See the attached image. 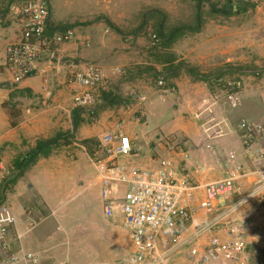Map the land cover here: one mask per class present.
Here are the masks:
<instances>
[{"label": "crops", "instance_id": "crops-1", "mask_svg": "<svg viewBox=\"0 0 264 264\" xmlns=\"http://www.w3.org/2000/svg\"><path fill=\"white\" fill-rule=\"evenodd\" d=\"M263 8L253 22L237 17L242 14L238 8L216 9L205 32L202 29L195 37L188 36L191 42L198 43L195 54L179 58V61L188 58L198 67V76L193 78L196 74L189 72L192 77L178 74L171 77L174 86L168 87L167 92L152 93L147 89L149 93L146 87L136 89L140 87L129 76L117 84L107 76V84L96 90L99 105L95 119L73 108L68 84L69 65L75 63L81 69L85 64L87 53L82 39L60 45L55 49V57L46 54L41 57L38 68L45 69L46 81L38 73L15 83L5 72L0 78V162L3 168L0 176L4 182L0 188V205L8 206L15 216L11 239L17 240V249L38 257L37 263L21 261L19 264H118L132 252L130 233L124 226L121 211L115 210L111 216L105 213V198L122 201L126 186L104 185L97 167V161L103 160L104 155L93 152L88 145L114 129L119 120L124 122L125 134L131 139L136 137L140 147L137 155L122 158L120 163L156 169L167 159L175 166L178 177L196 186L229 177L232 170L226 160L229 154L235 153L236 164L247 173V176L235 173L240 194H234L228 201H218L214 214L207 216L197 211L194 217L195 225L221 217L212 234L207 233L199 240L197 247L201 253L211 236L227 240V229L235 226L245 233L246 259L202 263L200 256L192 257L185 250L174 264H261L264 258V183L260 182L259 170L264 171V165L262 169L256 168L254 157L246 154L239 124L264 122ZM70 9L75 13L76 8ZM233 17H237L235 24L229 21ZM62 20L67 23L69 18L52 13L53 23L61 24ZM18 36L19 33L8 29L0 30V67L5 63L6 47ZM186 41V37L179 38L181 45ZM98 54L101 55L99 51ZM102 60L101 63L107 61ZM236 76L244 78L242 102L237 108H229L224 103L214 108L213 130L220 132V136L209 139L205 131L208 121L197 116L199 103L204 97L223 95L217 79H236ZM138 94L145 95L146 101L139 102ZM108 95L119 97L121 103H113V98H106ZM138 115L142 122L136 119ZM27 118L30 119L21 124ZM151 122H156V127H152ZM49 140L55 143L47 145L44 151L47 154H39L33 163L23 168L21 162L38 143ZM255 148L264 159V140H258ZM95 189L98 195L87 197L88 192ZM195 195L198 204L202 191H196ZM194 226L178 228L191 233ZM258 230L262 231L261 235L257 234Z\"/></svg>", "mask_w": 264, "mask_h": 264}, {"label": "built area", "instance_id": "built-area-1", "mask_svg": "<svg viewBox=\"0 0 264 264\" xmlns=\"http://www.w3.org/2000/svg\"><path fill=\"white\" fill-rule=\"evenodd\" d=\"M232 6H258L264 0H228ZM48 0H17L11 6V12L20 25L16 41L6 47V59L0 67V78L5 72L10 74L15 83L41 74L46 81L45 69L38 68L42 56L55 57V49L63 44L76 43L79 35L74 28L47 31L50 17ZM90 38H84L83 44L88 46ZM160 38L152 35V46H157ZM71 73L68 84L72 90L73 108L82 110L87 117L95 119L99 105L96 90L105 86L108 81L106 72L96 64H84L79 69L76 64L69 65ZM120 75L125 70L116 68ZM217 84L223 89L221 97L208 96L202 98L198 106V118L206 117L207 137H219L220 132L213 130L212 124L216 115L214 108L224 103L229 108H237L242 102L244 84L242 79L221 77ZM158 87L167 91L164 75L159 76ZM175 89H171L174 92ZM139 102L146 97L138 94ZM31 112L28 111V114ZM25 119L21 124L26 123ZM141 120V116L136 117ZM210 119V120H209ZM220 124V123H218ZM213 130V132H209ZM239 130L243 133L241 140L246 154L254 157L258 169L263 168V154L255 148L258 140H264V122L253 123L242 121ZM99 149L104 155L97 161V167L105 186L122 184L126 186L123 200L117 202L105 194V213L111 216L120 210L124 217V226L129 231L132 252L121 259L118 264H174L180 253L188 250L192 257L200 256L199 262L207 263L218 260L243 261L248 256V242L244 231L239 227L227 229L228 239L221 240L213 235L201 253L197 244L201 237L214 231L221 217H215L202 224L195 225V213L204 212L207 216L217 211L218 201H228L234 194H240L239 178L235 173L247 176L239 164L236 155L231 153L227 158V166L232 173L229 177L204 185H191L186 178L178 177L177 170L170 160H162L156 169L139 168L120 163L122 158H132L138 154L137 138L131 139L124 132V122L119 120L114 129L105 132L99 139ZM0 162V171L2 170ZM260 182L264 183V171L259 170ZM3 177L0 176V188ZM196 191H202V199L196 204ZM246 198L242 199L241 204ZM232 209H230L231 211ZM15 216L5 204L0 205V264H19L21 261L37 263L38 257L32 253L16 248L17 240L11 239L15 226ZM194 226L191 233L179 230V226ZM258 230L257 234L261 235ZM264 256V254H263ZM264 264V258L261 262Z\"/></svg>", "mask_w": 264, "mask_h": 264}, {"label": "rangeland", "instance_id": "rangeland-1", "mask_svg": "<svg viewBox=\"0 0 264 264\" xmlns=\"http://www.w3.org/2000/svg\"><path fill=\"white\" fill-rule=\"evenodd\" d=\"M16 1L0 0V30L8 29L19 33L20 25L11 12V6ZM48 1L51 16L52 13H61L65 19L69 18L67 23L62 20L63 24L58 27L69 25L77 31L82 41L84 38H90L91 42L85 46L87 57L83 61L86 64L92 63L102 67L107 76L115 79V84L129 76L132 82L140 87L136 89L142 90V87H146L145 91L149 89L152 93L159 92L157 81L161 75L166 77L167 88L174 86L170 79L177 74L192 77L189 72H194L196 75L193 78L198 76V67L195 68L188 58L179 61V58L193 55L197 51L198 43L191 42L188 36L195 37L202 29L205 32V26L211 22L214 11L226 10L229 7L227 0ZM245 7L246 10L239 11L242 14L236 16L253 22L261 15L259 12L264 3ZM70 8H76L75 13H71ZM237 17L229 21L235 24ZM221 19L223 18L219 20ZM50 23L53 27L57 25L52 21ZM153 34L160 38L157 46H152ZM181 36L187 39L182 45L179 43ZM102 59H106V63H101L100 60L104 61ZM116 68L127 69L126 75L121 76L115 72ZM238 77L236 79H239ZM151 124L156 127L157 123ZM98 141L91 140L88 144L93 152H100ZM97 191H89L87 197L97 196Z\"/></svg>", "mask_w": 264, "mask_h": 264}, {"label": "trees", "instance_id": "trees-1", "mask_svg": "<svg viewBox=\"0 0 264 264\" xmlns=\"http://www.w3.org/2000/svg\"><path fill=\"white\" fill-rule=\"evenodd\" d=\"M228 1V0H227ZM229 4V2H228ZM230 7H232V9H236L238 8V12L239 11H242V10H246V7L245 6H232L231 4H229ZM51 11H50V17H49V21H48V25H47V31L49 34L52 35L53 32L55 31H61V30H65V29H69V28H73L69 25H64V26H61V27H58L60 26L59 24L55 25V27H53V25H51ZM113 95H108L106 98H113L112 101L113 103L115 104H119L121 103V101L119 100V97H111ZM52 142H54V140H49V141H45V142H39L38 145H37V148L32 151L27 157H25V159L21 162V165L23 168H26L28 167L31 163H33L35 161V159L37 158V156L41 153H45L47 154V152H44L45 151V148L47 147V145L51 144ZM55 142H56V139H55ZM54 142V143H55Z\"/></svg>", "mask_w": 264, "mask_h": 264}, {"label": "clouds", "instance_id": "clouds-1", "mask_svg": "<svg viewBox=\"0 0 264 264\" xmlns=\"http://www.w3.org/2000/svg\"><path fill=\"white\" fill-rule=\"evenodd\" d=\"M102 68V67H101ZM103 69V68H102ZM104 70V69H103ZM125 70V74L124 75H121V76H125L126 75V73H127V69H124ZM160 89V88H159ZM161 90V89H160ZM163 91V90H162ZM167 91H168V89H167ZM166 91V92H167ZM171 91V90H170ZM89 118V117H88ZM202 118V117H201ZM89 119H91V118H89ZM205 120L207 121V119H206V117H205ZM249 122V121H248ZM240 125V124H239ZM208 138V137H207ZM210 139V138H209ZM98 143H99V141H98ZM3 185H4V182H3Z\"/></svg>", "mask_w": 264, "mask_h": 264}]
</instances>
